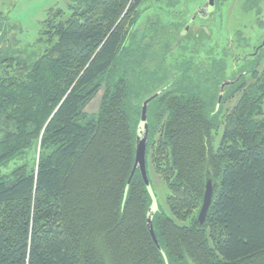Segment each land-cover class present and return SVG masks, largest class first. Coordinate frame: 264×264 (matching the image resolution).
I'll list each match as a JSON object with an SVG mask.
<instances>
[{
    "label": "trees",
    "instance_id": "obj_1",
    "mask_svg": "<svg viewBox=\"0 0 264 264\" xmlns=\"http://www.w3.org/2000/svg\"><path fill=\"white\" fill-rule=\"evenodd\" d=\"M161 1L84 0L51 14L23 54L0 49V122L13 129L0 139V167L38 152L36 164L0 177V264H264V46L229 81L222 59L197 62L192 45L167 85L156 63L179 28L155 24L129 45L140 6ZM147 95L146 156L167 190V214L151 219L160 249L138 171L127 187L135 103ZM207 173L213 196L200 228Z\"/></svg>",
    "mask_w": 264,
    "mask_h": 264
},
{
    "label": "rangeland",
    "instance_id": "obj_2",
    "mask_svg": "<svg viewBox=\"0 0 264 264\" xmlns=\"http://www.w3.org/2000/svg\"><path fill=\"white\" fill-rule=\"evenodd\" d=\"M83 1L0 0V34L3 38L0 41V49L5 54L9 51L23 54L24 50L33 47L37 43L42 24L51 14L61 11L65 16H68L72 9L78 8ZM202 1L162 0L158 4L147 2L145 5L140 6L137 13L136 34L129 41L132 48L140 43L142 39L145 40L144 37L154 29H157L155 24L167 26L174 32L176 31L175 28L177 30L179 28L180 38L174 40L170 56L164 62L157 61L156 63L160 71L158 72L159 77L162 75L161 72L164 73V77H168L167 85L176 81L182 74L183 71L180 72L178 69V61L185 56L187 51L191 50L192 45H197L199 48L200 59L197 62L205 64L204 60L207 58V54L212 52L213 56L222 59L224 63L222 74L225 80L233 81L241 74V68L247 65L246 62L248 61L243 65L242 56L254 54L255 50L264 42V4L261 6V10L260 8H254L255 2L258 0H217L214 13L210 16V19L202 20L205 32L208 29L210 35L201 30L197 32L193 30L194 25L197 28L201 26L199 18H196L190 24L191 29L185 31L182 25L188 24L195 10L194 8ZM176 22L178 25L176 27L172 26ZM157 37L159 38V35ZM164 41L165 39H162V42ZM260 54L264 58V48L260 51ZM234 68H236L235 72L233 71ZM201 73L203 74V72ZM159 89L161 88L157 90ZM100 96L101 92L86 106L85 113L87 115L90 116L97 112ZM150 97L151 95L142 97L135 104L140 107L141 103ZM234 102L235 100L224 105L223 109L232 107ZM7 131H13L12 127H7L3 122H0V139ZM32 153V151L31 153L28 152L25 157L16 158L1 166L0 177L10 175L19 166L36 164L38 152L36 151L35 156ZM146 171L158 205L157 210L167 214L165 203L167 190L162 181L149 168L148 153L146 156Z\"/></svg>",
    "mask_w": 264,
    "mask_h": 264
},
{
    "label": "water",
    "instance_id": "obj_3",
    "mask_svg": "<svg viewBox=\"0 0 264 264\" xmlns=\"http://www.w3.org/2000/svg\"><path fill=\"white\" fill-rule=\"evenodd\" d=\"M214 13V2L213 0H207L203 5L197 7L193 15L191 17V20H189L188 24L185 25L184 29L185 31L187 28L190 26L191 23L195 21L196 18L199 19H208L212 14ZM264 46V42L255 50V53ZM229 82H224L221 86V90L218 95V104L220 103L223 95V88L224 86L228 85ZM153 97L147 99L146 101L143 102L141 111H140V119H139V124L137 128V138H136V149H135V160H134V165L131 171V175L129 177L128 184L130 180L132 179L134 173L136 171L139 172L142 181L145 185L146 191L151 199V207L149 210V214L147 217V224H148V229L150 232V235L153 239V242L157 249H160L155 236L153 234L152 226H151V219L153 214L157 211V202L156 198L153 194V190L151 187V184L149 182L148 176H147V171H146V147H147V137H148V129H147V105L148 103L152 100ZM126 187V189H127ZM213 196V182L212 179L210 178L209 174H206L205 178V183H204V194H203V200L202 204L199 210V214L197 217V224L200 228L203 227L206 216L209 210V207L211 205V200Z\"/></svg>",
    "mask_w": 264,
    "mask_h": 264
},
{
    "label": "flooded vegetation",
    "instance_id": "obj_4",
    "mask_svg": "<svg viewBox=\"0 0 264 264\" xmlns=\"http://www.w3.org/2000/svg\"><path fill=\"white\" fill-rule=\"evenodd\" d=\"M206 1H207V0H203L201 3H199L198 5H196V7H195L194 9H196L197 7L203 5ZM213 2H216V1L213 0ZM263 4H264V0H258L257 2H255V6H254V8H260V10H261V6H262ZM214 5H215V3H214ZM194 9H193V10H194ZM260 10H259V11H260ZM192 12H193V11H192ZM208 19H210V17H209ZM208 19H207V20H208ZM202 20H204V19H199V21L201 22V26L197 28V27L194 25V29H193V30H194L195 32H197L198 30H201V31H204V33H206V34L209 35V34H210L209 32H207V31L205 32V26L202 25V22H203ZM207 20H206V21H207ZM207 22H208V21H207ZM185 25H186V23L182 25V28L185 27ZM191 27H192V26H190L189 28H187V30L191 29ZM182 28H181V29H182ZM186 33H187V32H186Z\"/></svg>",
    "mask_w": 264,
    "mask_h": 264
}]
</instances>
